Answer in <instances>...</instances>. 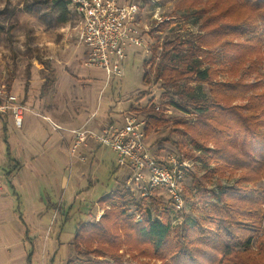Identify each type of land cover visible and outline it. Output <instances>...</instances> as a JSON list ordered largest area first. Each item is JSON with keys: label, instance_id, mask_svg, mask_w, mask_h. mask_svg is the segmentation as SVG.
<instances>
[{"label": "rangeland", "instance_id": "obj_1", "mask_svg": "<svg viewBox=\"0 0 264 264\" xmlns=\"http://www.w3.org/2000/svg\"><path fill=\"white\" fill-rule=\"evenodd\" d=\"M131 1L140 6L138 23L148 51L144 46L126 41L123 76L108 81L105 69L84 65L85 46L78 41L80 17L71 6L68 21L60 23L59 13L51 0H0V84L8 85L13 80L14 93L24 96L26 101L30 96L39 104L30 105L31 110L26 114L32 118L25 121L22 129L10 123L5 130L0 119V172L7 174L11 171L0 196V264H66L69 259H75L73 238L78 224L89 219L97 220L98 213L105 211L98 204L100 197L118 186L123 187L131 175L128 167L117 165L116 155L109 147L93 140V147L86 148L83 160L70 154L63 156L54 144L65 135L73 147L76 136L71 130L79 128L83 121L57 129L44 114L55 120L56 117L65 119L82 113L84 122L87 118L92 120L88 127H94V121L110 122L112 117L121 118L125 113L145 117L144 108L159 105L166 117L187 123L195 121L193 114L162 104L168 100L163 96V89L159 84L145 83L143 76L144 62L151 57V45L158 38L160 41L190 39L198 32L201 21L197 16L184 17L183 11L176 8V0H118L122 5ZM166 20L169 21L165 29L152 30ZM223 53L221 47H215L204 50L199 57L204 66L212 62L220 68L216 81L240 77L254 81L256 74L249 76L246 68L237 75L233 74ZM173 64L183 65L179 61ZM260 72H264V64ZM50 77L53 80L50 81ZM208 90L204 84L203 93L208 95ZM246 101L240 99L234 104ZM181 128L172 121L152 129L146 141L150 153L158 158L178 153L176 141L183 135L175 130ZM187 148H191L190 143ZM252 152L257 158H264V146L254 147ZM60 156L66 158L67 164L65 172L59 169L62 175L55 171L63 165ZM185 158L192 162L185 181L190 186L194 175L202 176L203 166L193 157ZM72 160L74 165L70 163ZM16 162L19 165L15 167ZM237 176L215 178L213 184L218 185V180L231 184ZM132 189L138 192L135 186ZM163 195L168 201L169 194L163 192ZM186 197L184 211L175 212L170 207V217L176 227L193 224L202 214L201 194ZM146 200L153 214L161 217V212L156 213L153 209L151 200ZM163 207L160 205V210ZM131 211H135L134 206ZM119 253L123 264L162 262L141 255L134 258L125 246ZM107 259L114 261V258Z\"/></svg>", "mask_w": 264, "mask_h": 264}, {"label": "trees", "instance_id": "obj_2", "mask_svg": "<svg viewBox=\"0 0 264 264\" xmlns=\"http://www.w3.org/2000/svg\"><path fill=\"white\" fill-rule=\"evenodd\" d=\"M51 1L59 22L66 23L70 0ZM176 8L184 17L197 16L201 21L198 32L190 39L158 38L144 62L143 81L159 84L168 97L162 104L193 114L195 121L166 117L161 106L156 110L155 105L143 109L145 130L149 133L172 121L182 126L175 130L183 135L176 141L178 150L203 166L202 176L194 175L185 193L201 194L202 214L193 224L176 227L169 201L150 199L155 212H161L158 217L146 205L147 200L124 183L100 197L98 204L105 211L99 219L78 224L73 238L76 257L66 264H123L122 246L134 258L153 257L161 264H264V158L252 152L254 147L264 146V72H260L264 64V0H176ZM168 21L152 30L165 29ZM215 47L223 49L233 74L246 68L249 76L256 74L254 81L245 77L216 81L220 68L212 62L204 66L199 58L204 50ZM204 84L209 87L208 95L203 93ZM240 99L247 101L234 104ZM237 174L231 184L221 180L213 184L215 178ZM160 205L164 206L161 210ZM136 212L141 214L140 220H136Z\"/></svg>", "mask_w": 264, "mask_h": 264}, {"label": "built area", "instance_id": "obj_3", "mask_svg": "<svg viewBox=\"0 0 264 264\" xmlns=\"http://www.w3.org/2000/svg\"><path fill=\"white\" fill-rule=\"evenodd\" d=\"M80 17L78 41L87 51L85 66H97L106 70L108 81L123 76L122 65L127 57L124 44L133 42L147 49L138 23L140 6L136 2L119 4L118 0H70L69 7ZM156 109L159 106L156 105ZM28 104L6 85H0V114L9 115L17 128H22L25 113L30 111ZM39 113V112H37ZM40 114V113H39ZM48 120V116H44ZM89 122V121H88ZM55 128L63 129L55 124ZM146 117L125 113L120 119L88 127V123L71 131L76 139L72 153L92 140L109 147L116 155L119 167H128L131 175L126 180L127 187L135 186L137 195L151 199L169 194V204L175 212H182L187 206L185 193L186 179L192 162L182 154L169 153L165 157L153 156L146 144L148 133L145 130ZM83 160L84 156L81 154ZM7 174L0 172V196L4 190ZM103 212L98 213L97 219ZM140 220L141 214H137Z\"/></svg>", "mask_w": 264, "mask_h": 264}, {"label": "crops", "instance_id": "obj_4", "mask_svg": "<svg viewBox=\"0 0 264 264\" xmlns=\"http://www.w3.org/2000/svg\"><path fill=\"white\" fill-rule=\"evenodd\" d=\"M86 51H87V49H86V47L84 48V57H85V54H86ZM13 84V83H12ZM0 85H6V84H4V83H2V84H0ZM7 87H8V85H6ZM13 86H15V84L14 85H12V88L10 89L11 91H13L14 90V88H13ZM15 91V90H14ZM13 91V92H14ZM29 93V92H28ZM15 94H17V93H15ZM41 94H42V92H41ZM18 96H20V94H17ZM21 98L22 99H24V101L30 106H35V105H37V106H39V104H38V102H34L33 101V99L29 96V100H25V98H24V96H21ZM38 108H40V107H38ZM122 111V110H121ZM28 112V111H27ZM44 116H48L50 119H51V121L52 122H54L55 124H58V125H60V126H71L72 124H75L76 122H79V121H83L82 123H80L81 125L79 126V127H81V126H83L84 124H86V123H88V121H92V120H89L88 118H87V120L84 122V119H83V114L82 113H78L77 115H71L69 118H65V119H61V118H57L56 117V119L55 120H53L51 117H50V115H47V114H44ZM118 116H116L115 118L114 117H112L110 120L112 121V120H117V119H120V118H117ZM29 118H32L29 114L27 115L26 113H25V118H24V124H23V126H22V128L25 126V121H27V119L29 120ZM0 119L2 120V126H3V128L5 129V130H8V127H9V124L10 123H12V124H14V122H13V119L11 118V116H9V115H0ZM47 119V118H46ZM102 122H103V120H102ZM77 124V123H76ZM100 124H103V123H99V122H96V121H94V122H92V125H94V127L96 128V127H99L100 126ZM64 126V127H65ZM22 128H20V129H22ZM68 144V145H67ZM56 145H58V146H56ZM83 146V147H82ZM54 147L56 148V150L57 151H59L63 156H66V155H68V154H70V155H73V156H77V159H79L80 158V156H81V154H84L85 153V151H86V148H92L93 147V142H90L88 145H86V144H82L77 150H76V152L75 153H72V147L69 145V143H68V141H67V138H66V136L65 135H63V137L61 136L60 137V139H59V141L58 142H56L55 144H54ZM10 149H11V147H10ZM70 150V151H69ZM61 158H60V161H62L63 162V165H62V167H60V166H58V168H56L55 169V171H57V173H59L60 171H59V169H61V170H63V172H65L67 169H66V167H64V166H66L67 164H66V158L65 159H63L62 158V156H60ZM70 159H72L71 158V156H70ZM71 163V165H74V163L75 162H73V160L70 162ZM16 164H17V166L19 165V162H16ZM60 174L62 175V173L60 172ZM7 177H8V175H7ZM5 181H6V179L4 180V184H5ZM63 182H64V178H63ZM9 184H11V182L9 183ZM12 185V184H11Z\"/></svg>", "mask_w": 264, "mask_h": 264}, {"label": "bare ground", "instance_id": "obj_5", "mask_svg": "<svg viewBox=\"0 0 264 264\" xmlns=\"http://www.w3.org/2000/svg\"><path fill=\"white\" fill-rule=\"evenodd\" d=\"M1 115V114H0ZM15 125V124H14Z\"/></svg>", "mask_w": 264, "mask_h": 264}]
</instances>
